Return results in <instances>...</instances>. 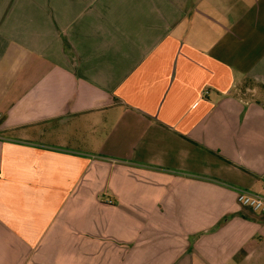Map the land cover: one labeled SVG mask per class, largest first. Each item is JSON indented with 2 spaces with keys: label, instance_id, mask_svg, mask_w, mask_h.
Listing matches in <instances>:
<instances>
[{
  "label": "crops",
  "instance_id": "obj_1",
  "mask_svg": "<svg viewBox=\"0 0 264 264\" xmlns=\"http://www.w3.org/2000/svg\"><path fill=\"white\" fill-rule=\"evenodd\" d=\"M0 113V264H264V0H0Z\"/></svg>",
  "mask_w": 264,
  "mask_h": 264
},
{
  "label": "built area",
  "instance_id": "obj_2",
  "mask_svg": "<svg viewBox=\"0 0 264 264\" xmlns=\"http://www.w3.org/2000/svg\"><path fill=\"white\" fill-rule=\"evenodd\" d=\"M1 119L2 114L0 113V121ZM237 202L244 208L264 215V195L262 194H256L247 190H238Z\"/></svg>",
  "mask_w": 264,
  "mask_h": 264
},
{
  "label": "rangeland",
  "instance_id": "obj_3",
  "mask_svg": "<svg viewBox=\"0 0 264 264\" xmlns=\"http://www.w3.org/2000/svg\"><path fill=\"white\" fill-rule=\"evenodd\" d=\"M241 91H242L243 93H245V92H246V88H245L244 86H242ZM242 92H241V93H242Z\"/></svg>",
  "mask_w": 264,
  "mask_h": 264
}]
</instances>
